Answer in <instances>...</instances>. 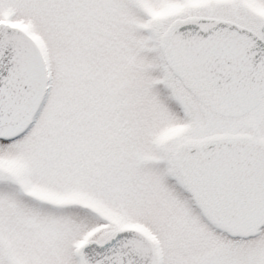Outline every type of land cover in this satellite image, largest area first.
I'll use <instances>...</instances> for the list:
<instances>
[{"label": "snow or ice", "instance_id": "1", "mask_svg": "<svg viewBox=\"0 0 264 264\" xmlns=\"http://www.w3.org/2000/svg\"><path fill=\"white\" fill-rule=\"evenodd\" d=\"M0 264H264V0H0Z\"/></svg>", "mask_w": 264, "mask_h": 264}]
</instances>
